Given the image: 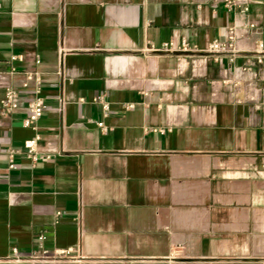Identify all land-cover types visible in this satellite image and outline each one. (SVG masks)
<instances>
[{
	"label": "crops",
	"instance_id": "obj_1",
	"mask_svg": "<svg viewBox=\"0 0 264 264\" xmlns=\"http://www.w3.org/2000/svg\"><path fill=\"white\" fill-rule=\"evenodd\" d=\"M247 1L0 0V104L20 94L0 115V264H264V0ZM32 74L48 111L26 127ZM36 136L50 158L9 168Z\"/></svg>",
	"mask_w": 264,
	"mask_h": 264
},
{
	"label": "built area",
	"instance_id": "obj_2",
	"mask_svg": "<svg viewBox=\"0 0 264 264\" xmlns=\"http://www.w3.org/2000/svg\"><path fill=\"white\" fill-rule=\"evenodd\" d=\"M224 6L227 10L240 9L243 12L248 10L249 2L247 0H225ZM236 39L235 29L232 28L228 31L226 38L216 39L209 45V50L213 54H222L225 52H234V42ZM259 48L264 50V44H260ZM151 50L158 52H173V44H164L160 48L151 47ZM181 51H187L185 42L181 44ZM251 70V69H250ZM30 82L33 84V95L29 100L27 105V115L23 120V124L26 127H33L35 124L46 114L48 111V106L45 103L44 98L41 95L43 89V79L38 74H32L29 76V82L23 84L24 89L30 87ZM258 104L261 107H264V83L260 86L257 93ZM128 109L132 108V105L126 106ZM20 108V94L18 90L13 88H7L4 93V97L0 104V115L8 116L9 114L17 111ZM104 109L106 112L109 110V106L105 105ZM98 126L103 130L107 131V127L103 122L99 123ZM40 137L36 136L35 138L27 139L24 141L22 149L15 147H7L5 149L6 156L8 158L9 168H15V158L17 155L24 153L25 156L31 160L33 163L41 162L48 160L49 155L42 154L39 151L38 143ZM44 237H40V240H43Z\"/></svg>",
	"mask_w": 264,
	"mask_h": 264
}]
</instances>
